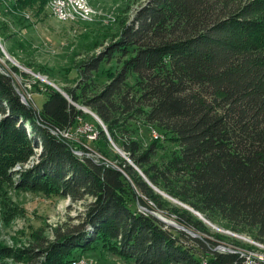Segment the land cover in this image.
Listing matches in <instances>:
<instances>
[{
  "label": "trees",
  "instance_id": "trees-1",
  "mask_svg": "<svg viewBox=\"0 0 264 264\" xmlns=\"http://www.w3.org/2000/svg\"><path fill=\"white\" fill-rule=\"evenodd\" d=\"M47 1L10 0L17 10L37 12ZM116 52L132 56L98 94L66 92L74 103L83 98L106 128L107 134L98 130V152L104 156L111 139L154 187L209 222L264 244V0H151L122 27L119 41L80 65L84 80ZM128 75L136 76L135 90L125 86ZM46 94L40 109L23 103L0 66V184L92 202L76 226L58 231L44 251L37 236L41 245L18 261L70 264L99 248L134 264H241L239 255L214 250L221 240L193 238L131 210L128 197L147 207L144 197L160 210L165 203L131 167L79 156L54 135L80 127L81 114L56 90ZM135 117L162 131L178 151L152 162L156 147L141 151L126 130ZM38 148V162L13 182L11 169ZM169 214L206 234L191 213ZM3 250L0 264L15 252Z\"/></svg>",
  "mask_w": 264,
  "mask_h": 264
},
{
  "label": "rangeland",
  "instance_id": "rangeland-1",
  "mask_svg": "<svg viewBox=\"0 0 264 264\" xmlns=\"http://www.w3.org/2000/svg\"><path fill=\"white\" fill-rule=\"evenodd\" d=\"M49 1L44 11L37 12L36 7L17 10L13 8L10 0H0V66L13 78L16 89L23 94L26 103L29 102L35 109H40L46 100V90H55L49 83L66 95L69 91H74V96L83 95V98H91L108 85L122 71L132 54L122 57L116 52L109 59L103 58L96 70L86 74L89 77L87 80L82 77L85 67L80 65L91 58H97L107 46L119 41L122 27L129 24L137 12L151 0H88L92 8L90 16H78L67 22H60L53 16ZM11 69L16 72H11ZM35 75L43 77L44 81ZM135 84L136 76L128 75L125 86L135 90ZM82 99L72 105L81 114L78 119L81 126H74L60 135L52 133L71 142L79 156L86 155L113 166L121 165L118 166L121 169L125 164L140 176L133 162L111 139L104 156L98 152V130H103L106 134L107 131L105 132L104 125H100L91 115L93 112L83 104ZM125 123L128 135L140 143L141 151L151 146L156 147L152 162L162 163L178 151V146L171 142L168 136L156 127L145 125L142 118L128 119ZM152 132L157 137H154ZM117 135L121 137L120 132H117ZM99 147L101 148V145ZM34 152L35 155L26 164L11 169L10 172H14L13 182L18 177V171L30 169L38 162L41 148L35 149ZM14 185L0 184V248L8 252L15 251L14 257L4 258L3 264H24L18 261L25 259L22 253L31 248L35 249L37 244L41 245L40 241L36 240L37 236L42 239L41 251H44V248L57 239L58 231L64 232L81 222L87 206L92 202L91 199H86L74 204L69 198L59 194L47 196L42 192L18 190ZM160 197L165 203L162 204L163 210L144 197L142 198L147 207L140 206L131 197H128L127 201L133 211L140 213L139 207H142L147 212L142 213L141 210V214L152 212L166 221L182 226L169 211H189L161 195ZM210 223L219 230L205 223L206 234L188 230L197 234L200 239L221 240L219 244L226 248L248 249L264 257V244L253 240V235L234 233L220 223ZM182 241L187 243L184 239ZM39 256L42 257L43 254ZM81 256L79 259L88 264H134L99 248Z\"/></svg>",
  "mask_w": 264,
  "mask_h": 264
},
{
  "label": "water",
  "instance_id": "water-1",
  "mask_svg": "<svg viewBox=\"0 0 264 264\" xmlns=\"http://www.w3.org/2000/svg\"><path fill=\"white\" fill-rule=\"evenodd\" d=\"M35 76H37L38 78L40 77L39 75H35ZM40 78H41V79H44L43 77H40ZM49 84H50L53 88H55V90H56L58 93H60V94H61V95H62V96H63V97H64V98H65V99L71 104V105H73V102L68 98V96H67L63 91H61L60 89H58V88H57L56 86H54L53 84H51V83H49ZM16 92H17L18 95L20 96L21 101H22L23 103L26 104V99H25V97L23 96V94H21L17 89H16ZM85 111H86V110H85ZM89 113H90V112H89ZM91 115L96 119V121H97L100 125H103L102 122L100 121V119H99L95 114L91 113ZM103 129H104L105 132H106V129L104 128V126H103ZM77 154H79V153H77ZM135 169H136V171L138 172V174L140 175V177L145 181V183H147L148 186H149L151 189H153V191H155V192L158 193L159 195H161V196H163V197L169 199L170 201H172V202L178 204L179 206L183 207L184 209L188 210L190 213H192L194 216H196L198 219H200V221H202V222L205 223L206 225L212 227L213 229H217V230H219V228H217L216 226L212 225V224H211L210 222H208V221H207V220H206V219H205L200 213H198L197 211H195V210L192 209L191 207H189V206H187V205L181 203L180 201H178V200H176V199L170 197L169 195L163 193L162 191L158 190L156 187H154L151 183L148 182V180L146 179V177L143 175V173H142L137 167H135ZM120 171H121V170H120ZM145 210H146V209H145ZM146 211H147V210H146ZM148 214L154 216L156 219H158L160 222H162L163 224H165V225L168 226V227L174 228V229H176V230H178V231L185 232V233H187L188 235H190V236L193 237V238H199V236H198L197 234H195L194 232H192V231H190V230L184 228L183 226H179V225H177V224H175V223H173V222L166 221V220H164V219L158 217L157 215H155V214L152 213V212H150V213H148ZM220 231H222V230H220ZM226 233H228V232H226ZM249 241H251V240H249Z\"/></svg>",
  "mask_w": 264,
  "mask_h": 264
},
{
  "label": "bare ground",
  "instance_id": "bare-ground-1",
  "mask_svg": "<svg viewBox=\"0 0 264 264\" xmlns=\"http://www.w3.org/2000/svg\"><path fill=\"white\" fill-rule=\"evenodd\" d=\"M66 2V6H65ZM49 6L51 8V11L53 13V16L57 18L58 21L67 22L70 20L76 19L78 16H90V13H92V8L89 4L88 0H51L49 1ZM59 12H61L62 15H66V18H59ZM44 81V79H42ZM228 250H235V251H241L242 253H246L252 256H260L259 254H256L252 251H249L248 249H242V248H227ZM263 257V256H262ZM76 264V262L72 263Z\"/></svg>",
  "mask_w": 264,
  "mask_h": 264
},
{
  "label": "built area",
  "instance_id": "built-area-1",
  "mask_svg": "<svg viewBox=\"0 0 264 264\" xmlns=\"http://www.w3.org/2000/svg\"><path fill=\"white\" fill-rule=\"evenodd\" d=\"M65 6H66V2H65ZM59 18H66V15H62L61 12H59ZM55 134L60 135V134H62V132H57ZM153 135H154V137H157L154 133H153ZM64 137L66 138V136H64ZM139 208H140V213L142 211H143L142 213L147 212L144 208H142V207H139ZM214 250L218 251V252H222V253H233V254L239 255V257L241 258V264H264V257H262V256H252V255H249L246 253H242L241 251L228 250L222 244H218L214 248ZM76 264H88V263L83 259H77Z\"/></svg>",
  "mask_w": 264,
  "mask_h": 264
}]
</instances>
